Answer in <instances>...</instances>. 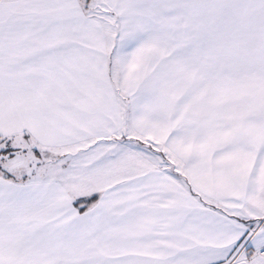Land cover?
I'll return each instance as SVG.
<instances>
[{
    "label": "snow or ice",
    "instance_id": "1",
    "mask_svg": "<svg viewBox=\"0 0 264 264\" xmlns=\"http://www.w3.org/2000/svg\"><path fill=\"white\" fill-rule=\"evenodd\" d=\"M0 264H264V0H0Z\"/></svg>",
    "mask_w": 264,
    "mask_h": 264
}]
</instances>
